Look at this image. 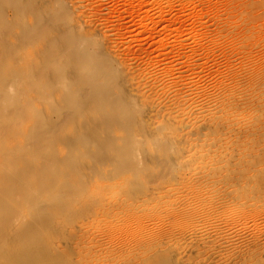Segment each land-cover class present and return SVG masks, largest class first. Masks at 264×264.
Masks as SVG:
<instances>
[{"label": "rangeland", "instance_id": "obj_1", "mask_svg": "<svg viewBox=\"0 0 264 264\" xmlns=\"http://www.w3.org/2000/svg\"><path fill=\"white\" fill-rule=\"evenodd\" d=\"M81 46L99 62L93 84ZM19 66L81 88L78 115L51 142L72 153L69 137L88 127L90 151L78 149L86 157L72 172L90 156L105 187L93 204L123 198L112 225L123 231L108 239L118 255L96 242L111 226L98 214L93 238L63 253L64 264H264V0H0L1 75ZM59 106L41 108L54 121ZM121 173L122 186L107 185ZM11 227L0 263L50 264L24 253Z\"/></svg>", "mask_w": 264, "mask_h": 264}, {"label": "bare ground", "instance_id": "obj_2", "mask_svg": "<svg viewBox=\"0 0 264 264\" xmlns=\"http://www.w3.org/2000/svg\"><path fill=\"white\" fill-rule=\"evenodd\" d=\"M37 37L41 38L42 35H35L34 39ZM46 48L53 51L55 46L49 43ZM77 51L87 55L86 75L93 84L100 71L98 59L90 54L86 46H81ZM73 53L70 49L58 56L67 60ZM22 85H27L29 90L25 92V89H19ZM80 89L73 80H65L64 77L43 79L38 74H31L28 66L26 69L22 66L11 68V72L3 76L0 72V96L5 101V111L0 114V237L8 236L11 226H15L18 229L15 230L16 240L24 244L23 248L29 249L24 253L44 252L50 257V264H64L63 253L77 248L82 241L91 237L93 218L98 214L109 220L111 225L109 232L106 231L96 240L100 250H106L109 252L107 254L115 257L122 249L120 246L113 249L114 245L108 239L113 229L123 231L122 225L112 226L117 222L115 216L123 210V198L112 204H93L92 193L96 188L102 190L105 187L91 177L93 165L90 156L82 168L72 172L75 158L86 157L81 156L83 153L79 150L90 151L88 127L78 135L74 133L69 137L67 144L76 145L79 149L72 153L68 148L51 142L57 140L58 135L65 136L64 121L78 115L80 100H77V95ZM13 91L19 93L14 95ZM50 101L60 104L54 112L65 113L63 117L51 121L50 116L42 112L41 105ZM164 115L168 120V114ZM157 119L158 126L165 125L163 117ZM49 122L52 124L47 128ZM6 125L12 127L8 136L3 134ZM28 140L33 142V147H27ZM121 157L112 156V164L123 163ZM130 165L137 176L145 175L146 170L140 165L133 162ZM118 177L113 184L107 185L116 188L122 186L123 173ZM187 190L192 191L190 187ZM61 239L67 241L65 249L57 246ZM12 259L13 264H17L11 256L5 258L4 264ZM22 263L35 264L30 261Z\"/></svg>", "mask_w": 264, "mask_h": 264}]
</instances>
